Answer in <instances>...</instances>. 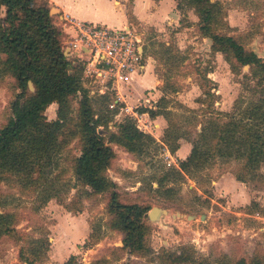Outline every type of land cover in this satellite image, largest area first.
<instances>
[{
	"label": "rangeland",
	"instance_id": "rangeland-1",
	"mask_svg": "<svg viewBox=\"0 0 264 264\" xmlns=\"http://www.w3.org/2000/svg\"><path fill=\"white\" fill-rule=\"evenodd\" d=\"M123 1L127 23L143 34L150 73L154 74L152 88L143 90L140 96L132 86L130 93L134 97H130L131 106L137 105L139 99L144 103L145 98L155 97L156 91H160L154 98L156 102L151 100L150 105L139 107L155 108L165 90L167 109L171 111L170 123L178 124L182 133L185 132V139L194 141L205 122L204 117L209 110L207 104L211 103L210 110L232 114L243 109L245 104L264 98L262 77L252 78L249 67L240 68L237 74L231 73L221 54H211L208 40L199 33V17L193 8L178 11L175 0H150V9L143 6V12L155 15L158 11H167V15L163 20L144 24L133 15L132 0ZM212 1H218L222 6L223 16L216 26L217 32L237 38L247 50H256L264 61V0ZM120 9L116 4L115 11ZM115 11L107 3L99 11L102 15L98 20L100 24L121 28L110 22L111 19L122 20L121 14ZM60 15L62 13L58 10L53 13V19L62 25L64 17L59 18ZM181 58H184L182 62L179 61ZM207 71L210 72L207 76L210 83L206 86L203 75ZM13 84L9 78L0 81V127L6 122L8 108L16 92ZM207 91L213 94L210 100L204 96ZM77 101L72 102L74 115ZM56 107L55 104L47 109L45 115L48 120L53 119ZM188 110L198 116V126H190L186 122L192 117ZM128 117L123 114L114 116L113 123H120ZM167 126L165 121L164 128L158 132L153 124L148 128L142 127L144 133L151 135L152 132L151 136L161 145L160 148L153 147L148 156L138 157L112 146L116 159L107 171L108 178L116 184L121 204L168 210V215L160 222L146 220L150 250L147 255H130L121 249L122 234L108 227L111 221L109 193L93 195L90 189L75 186L77 182L70 167L71 159L80 154L78 138L72 139L58 158L59 167L64 170V181L70 188L75 187L63 195L62 205L51 200L36 210L34 196L23 193L12 178L0 183L2 201L7 204L3 211L17 216V231L25 237H46L48 241L46 259L39 264H63L71 255L77 257V264H235L240 259L249 264L255 256H260L264 264V165L254 180L241 183L235 179L240 168L238 164L233 159L216 158L194 177L185 175L184 179L159 188L160 177L171 168L179 169V162L185 160L192 149L190 141L181 139L180 142L190 146L189 154L184 159L172 154L161 142ZM109 130L116 131L111 125ZM163 148L170 152V159L164 155ZM170 161H174L176 166L168 167L167 162ZM167 188L172 189L171 194H165ZM253 202L257 206L253 207ZM186 216L194 218L187 220ZM91 227H100L102 238L92 245L84 244ZM19 250L15 236L0 237V264H26L19 258ZM178 256L180 259L174 261Z\"/></svg>",
	"mask_w": 264,
	"mask_h": 264
},
{
	"label": "trees",
	"instance_id": "trees-1",
	"mask_svg": "<svg viewBox=\"0 0 264 264\" xmlns=\"http://www.w3.org/2000/svg\"><path fill=\"white\" fill-rule=\"evenodd\" d=\"M175 1L178 11L193 8L197 12L199 33L203 38L211 39V54H221L231 73L237 74L240 68L248 66L252 78L264 80V61L247 50L237 38L217 32L216 26L223 16L218 1ZM57 11L47 0H0V81L12 79L16 91L6 122L0 127V183L12 178L23 193L34 196L36 210L51 200L62 205L63 195L75 187L70 188L64 181V170L59 167L58 158L72 139L78 138L80 154L71 159L70 167L77 182L75 186L88 188L93 195L109 193L111 221L108 227L122 234L121 249L130 255H147L150 250L146 220L151 208L121 204L116 184L108 178L107 171L116 159L112 146L142 157L161 145L151 135L140 131L130 117L113 123L118 110L108 109L111 94L90 96L82 83L81 64L63 54V32L53 19V13ZM209 73L203 75L206 86L210 83ZM29 82L33 91L29 89ZM78 92L81 98L77 96ZM162 92L163 97L155 108H141L139 112L152 119L159 116L165 119L168 126L161 142L175 154L180 140L186 138L185 132L182 133V128L175 122L170 123L171 111L167 109L165 90ZM204 96L210 100L213 94L207 91ZM76 100L78 108L74 115L72 102ZM197 103L205 105L202 101ZM52 104L57 105L55 118L48 120L45 113ZM207 107L205 122L194 141L185 139L192 144L190 155L179 162V169L171 168L160 177L159 188L184 179L185 175L194 177L216 158L233 159L240 167L235 179L241 183L254 180L264 165V98L245 104L243 109L232 114L210 110L211 103ZM189 112L192 117L186 122L198 126V116L192 110ZM110 125L116 131H110ZM171 193V188L165 189V194ZM6 206L0 188V237H16L23 263H41L49 250L46 237L31 238L19 233L17 216L4 212ZM101 238V228L91 227L84 244L92 245ZM179 259L180 256L174 257V261ZM63 264H77V257L71 255ZM235 264L247 262L240 259ZM249 264H263V261L260 256H255Z\"/></svg>",
	"mask_w": 264,
	"mask_h": 264
},
{
	"label": "built area",
	"instance_id": "built-area-1",
	"mask_svg": "<svg viewBox=\"0 0 264 264\" xmlns=\"http://www.w3.org/2000/svg\"><path fill=\"white\" fill-rule=\"evenodd\" d=\"M63 20L62 51L67 59L81 64L84 88L90 96L107 93L113 95L114 99L108 109H117L116 117L123 114L134 119L137 128L143 131L142 127H146L141 124V117L146 113H140L139 107L149 104V101L129 106L121 93V89L128 87L135 76L145 71L147 56L143 34L132 24L110 28L107 25L77 21L68 16ZM77 96L81 98V93L78 92ZM163 153L167 159L171 158L167 148H163ZM167 166L176 164L170 161Z\"/></svg>",
	"mask_w": 264,
	"mask_h": 264
},
{
	"label": "crops",
	"instance_id": "crops-1",
	"mask_svg": "<svg viewBox=\"0 0 264 264\" xmlns=\"http://www.w3.org/2000/svg\"><path fill=\"white\" fill-rule=\"evenodd\" d=\"M51 5H54L62 15L59 16V18L62 17H70L77 21H85L95 24H100L98 20L102 17V15L99 13L100 10L104 9L105 5L108 3V6L112 7V10L115 11V5H120V11L116 14H121L122 20H110L111 23L114 22L113 25L124 27L125 25H128L127 16L125 14L124 10V1L123 0H47ZM133 3V15L136 17V19L140 22H143L144 24L148 23H155L159 20H163V17L167 15V11L164 13H161L158 11L155 15H148L146 12H143V6L145 8L149 6L150 9V0H147L144 2V0H132ZM177 13V11H176ZM142 23V24H143ZM61 24V23H60ZM63 24V22H62ZM61 27V25L57 24ZM102 25V24H101ZM120 28V27H119ZM149 65L147 62H145V71L143 74L139 76H135L130 85L126 88L121 89V93L124 95V101L127 105L131 106L132 99L130 97H134L130 92L132 90V86H134L137 89V96H140L143 90L151 89L150 87L152 85V82L154 80V74L150 73ZM125 89V91H124ZM127 90V91H126ZM157 94H155V97H150V99L145 98L144 100L149 101V105L151 103V100L156 102L154 98L156 96H159L158 94L160 91H156ZM140 100V99H139ZM138 100V102H140ZM143 100V102H144ZM138 104V103H137ZM55 104H52L50 107L54 106ZM133 106V105H132ZM135 106V105H134ZM151 107V106H149ZM55 112L53 113L52 117L54 119ZM52 120V119H50ZM145 123V124H143ZM141 124L145 126L146 128L150 127L151 124H153V127L159 131V129H163L165 126V119L161 116L156 117L154 119L150 118L148 114H143L141 117ZM150 132V131H149ZM151 135H153L152 132H150ZM190 152V146L186 142H180V147L178 151L176 152V156L180 159H184Z\"/></svg>",
	"mask_w": 264,
	"mask_h": 264
},
{
	"label": "water",
	"instance_id": "water-1",
	"mask_svg": "<svg viewBox=\"0 0 264 264\" xmlns=\"http://www.w3.org/2000/svg\"><path fill=\"white\" fill-rule=\"evenodd\" d=\"M208 42H209V46L211 45L212 41L211 39H207ZM257 56H258V53L255 51H253ZM64 56L66 57V54H64ZM248 67V66H245V68ZM29 85V89L31 91L34 90L33 88V85L31 82L28 83ZM168 215V210L166 208H159V207H153L150 209V211L148 212L147 214V218L150 222H160V220L163 218V217H166ZM177 216L181 217L180 213H177ZM191 218H194L192 216H186V219L187 220H190Z\"/></svg>",
	"mask_w": 264,
	"mask_h": 264
}]
</instances>
